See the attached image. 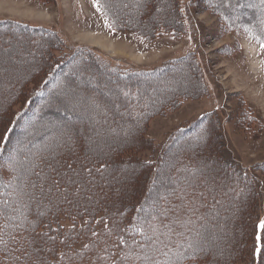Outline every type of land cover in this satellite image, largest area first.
I'll use <instances>...</instances> for the list:
<instances>
[{
    "label": "rangeland",
    "instance_id": "rangeland-1",
    "mask_svg": "<svg viewBox=\"0 0 264 264\" xmlns=\"http://www.w3.org/2000/svg\"><path fill=\"white\" fill-rule=\"evenodd\" d=\"M183 6L190 28L172 34L170 28L181 29L178 9ZM263 14L264 0H0V20L38 25L54 32L41 42L36 39L39 35H28L24 29L5 39L7 33L0 34V130L11 117L8 109L17 105L18 100H12L7 106L9 98H18L19 92L23 98L30 88H36L46 68L44 57L51 48L56 46L59 55L63 48L69 54L74 48H90L84 71L71 68L77 78L69 79L48 102L47 106H58V112L45 114L41 127L36 128L41 147L27 153V163L16 165L17 188L22 190L24 200L18 211L23 219H31L28 208L59 198L106 206L109 203L114 208L133 204L144 193L150 172L139 168V155L154 152L167 140L166 148L172 150L175 142L181 141L178 145L185 146L181 150L194 154L193 160L185 156L186 160L199 162L192 172L182 174L181 182L187 177L185 185L197 189L209 185L214 201L226 188L224 201H215L220 206L217 217L210 219L214 228L206 232L204 240L218 251L222 264L239 247L245 248L233 264H250L246 243L255 218L264 220V201L235 186L223 162L252 170L262 178L260 189L264 191V39H257L258 33H264ZM161 25L165 30L153 33ZM255 26L258 29L252 28ZM1 41L6 45L2 46ZM191 52L197 56L208 83L207 92L198 84V67L189 61L166 81L168 90L162 87L164 83L144 81L140 85L143 103L153 104L156 113L146 115L142 122L127 121L139 115L142 108L131 110L130 116L125 113L124 106L132 103L121 95L126 82L112 89L116 76L106 78V71L91 55L112 65L151 69ZM92 74L98 76L97 81L88 77ZM177 93L184 102L164 113L159 105L166 99L174 100ZM181 126L189 129L181 133ZM196 132L204 137L198 140L200 136L192 135ZM107 138H111L110 144ZM38 157L42 169L49 171L43 178L34 177L30 166L38 162ZM56 161L61 168L54 173L49 166ZM95 161H107L110 167L96 175L92 168ZM169 161L176 159L169 157ZM87 167L91 171H87L84 183L81 175ZM169 167L161 169L168 171ZM72 176L77 179L75 183L79 181L82 195H76V190L63 195L46 183L56 177L64 180L66 188L77 186L74 182L70 185ZM170 181L171 172L159 178L154 187ZM171 186L177 187L175 183ZM24 203L28 204L26 210ZM149 238L153 241L160 236L154 233ZM251 264H264V257Z\"/></svg>",
    "mask_w": 264,
    "mask_h": 264
},
{
    "label": "trees",
    "instance_id": "trees-1",
    "mask_svg": "<svg viewBox=\"0 0 264 264\" xmlns=\"http://www.w3.org/2000/svg\"><path fill=\"white\" fill-rule=\"evenodd\" d=\"M178 10L181 13L179 21L181 29L179 31L178 28H170L168 32L172 34L185 33L190 28L187 23L186 7H179ZM252 28L258 29V26ZM22 29L27 31L28 35H39L36 37L39 42L54 35L53 31L47 32L44 27L38 25L0 20V34L7 33L3 35L4 39L14 32L19 34L20 32L17 33V31ZM164 30L161 25V29L158 28L153 33L158 35ZM262 38L264 39V33H258L257 39ZM2 43V46L6 45ZM63 49L60 55L56 54L58 53L56 46L51 48L49 53L47 51L48 54L44 57L45 62L43 61L46 63V68L41 72V80L36 88H30L28 96L21 98L22 95L19 92L18 98L17 96L9 98L7 106L15 100L18 101L15 107L12 109L10 107L11 111L8 109L11 117L6 120L3 129L0 130V264H222L218 251L209 246L204 239L206 232L214 228L210 219L218 213L220 205L216 203L219 199L224 201L222 193L226 191V188L222 189L220 198L215 199V203L212 197L213 190L209 185L200 186L199 189L191 186V182L190 185H185L184 179L187 177L181 182L182 174H186L188 170L192 172L199 164L198 161L190 163L186 160L187 156L193 160L194 154L190 153L191 151L181 150L185 147L178 145L181 141L175 142L172 150L166 148L167 140L163 146L158 145L154 152L139 155V168L142 172L145 170L150 172L144 193L133 204L114 208L108 202L107 206L97 205L94 202L90 203L89 200L81 201L67 197L56 199L57 201H46L38 208L37 206L28 208V204L24 203L25 210L28 208L27 211H29L28 217L31 219L28 221L20 215L18 211L20 202L24 200L22 190L17 188L19 172L16 165L21 162L27 163L30 160L27 153L41 147L42 140L35 134L36 128L41 127V121L46 119L45 114L58 112V106L47 105L52 100L54 92H58L65 83L77 78L75 71L71 72L70 69L76 67L79 72L87 67L85 65L89 59L90 48H74L76 50L70 54L67 49ZM91 55L106 71V78L110 75L116 76L113 79L114 83H110L112 89L126 82L127 86L123 88L124 92H121V95L127 96L132 103L124 106L127 109L125 113L130 116L131 110L136 111L142 108L139 115H134L135 117L127 120L130 122L139 120L142 122L146 115L156 113L151 107L153 104L143 103L145 97L142 96L140 85L149 80L152 84L164 83L162 87L168 90L166 81L188 65V61L198 67L200 87L205 92L208 90L202 68L196 61L197 56L192 52L151 69L124 67L121 64L112 65L93 53ZM88 77L96 81L98 78L95 74ZM109 80L111 82L112 78ZM183 99L177 93L174 100L166 99L159 106H163V112L168 113L174 107L173 105L183 103ZM37 101L43 102L40 106H35ZM126 104H128L127 100ZM62 112V115H66L64 111ZM26 118H29V121L25 123ZM188 129L181 126L179 132L184 133ZM197 131L200 133V130ZM194 133L192 135L200 136L198 140L204 137L198 132H196L198 135ZM111 138H107L109 144L112 142ZM192 138L195 139V137ZM152 145L154 146L155 143L153 142ZM179 148L180 151H177ZM165 151L169 152L168 155ZM99 154V152L96 153V155ZM169 157H173L176 161L168 162ZM41 161L38 157V162L33 164L29 162L33 168V176L36 178H43L45 173H49L48 168L42 169ZM132 163L137 164L136 161ZM223 163L232 176L231 179L236 182L235 186L252 193L257 201H264V191L260 189L262 178L260 179L252 170L237 167L235 163H231L232 165L228 161ZM86 164L84 163L83 166ZM163 166H170L168 171L171 172V181L168 184H159L155 188L154 185L159 178H166L170 174L161 169ZM59 167L61 168L59 161L50 163L49 166L54 173ZM108 167L110 164L107 161H95L92 166L96 175L105 172ZM90 169L87 167L81 175L84 183L85 175ZM49 180L46 182L47 185L58 193L73 194L72 191L76 190V195H82L80 183L79 181L75 183L77 179L73 176L69 177V183L73 185L74 182L77 186L73 185L69 188L65 187L64 180L60 181L56 177L51 178L50 182ZM173 183L177 187H172ZM261 221L260 216L255 218L251 227L250 241L246 243V249H248L246 259L250 264L264 257V254L256 252L255 247L258 232L261 234V243L264 246V230L257 227ZM149 224L154 226H148ZM154 233L158 234L160 239L152 241L149 236ZM243 248L236 249L234 256H229L228 261L223 264H233L234 259L241 257Z\"/></svg>",
    "mask_w": 264,
    "mask_h": 264
},
{
    "label": "snow or ice",
    "instance_id": "snow-or-ice-1",
    "mask_svg": "<svg viewBox=\"0 0 264 264\" xmlns=\"http://www.w3.org/2000/svg\"><path fill=\"white\" fill-rule=\"evenodd\" d=\"M261 47H264V43L261 44ZM259 229L264 230V220L260 222V224L257 226ZM256 252L260 254H264V246H262L261 243V234L260 232L257 233L256 242H255ZM203 251L204 249H200Z\"/></svg>",
    "mask_w": 264,
    "mask_h": 264
}]
</instances>
